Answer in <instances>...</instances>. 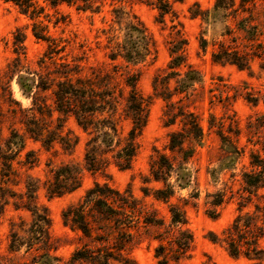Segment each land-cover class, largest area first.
I'll list each match as a JSON object with an SVG mask.
<instances>
[{
	"label": "rangeland",
	"instance_id": "rangeland-1",
	"mask_svg": "<svg viewBox=\"0 0 264 264\" xmlns=\"http://www.w3.org/2000/svg\"><path fill=\"white\" fill-rule=\"evenodd\" d=\"M146 1L107 0L102 13L92 14L65 5L57 11L41 0L46 11L39 20H32L15 4L0 0V146H5L14 131L21 135L26 133L22 109H32L34 100L46 105V115L52 112L55 108L53 85L64 80L62 77L66 74L74 80L104 81L116 96L123 98L129 93L126 78L139 74L138 91L151 99L148 124L137 140V156L128 170H120L112 164L102 172H90L85 164L88 136L74 117L61 116L60 122L58 113H54L53 118L45 117L52 129L62 125L64 135L72 144L76 139L78 143L70 149L57 142L46 149L42 143L27 137L25 150L14 162L19 173L14 190L23 195L27 177L37 181V203L41 209H47L52 222L49 247L40 244L32 250L24 246L20 251H10L12 231L25 238L33 223L31 213L16 210L10 204L0 219V264H30L34 257L46 252L63 264L76 249L91 243V239L66 226L63 214L81 205L87 192L97 184H107L136 201H129L131 219L122 222L132 226L128 230L131 237L123 244L125 254L136 264H159L156 251L161 247L170 264H264V255L261 260L231 257L223 242L239 213L243 175L251 171V156L264 158V0L245 3L221 0L219 9L218 0H185L183 3L171 0L174 13L165 20L151 5L154 0H149V4ZM114 9L128 15L117 17ZM197 11L205 15L194 17L192 13ZM133 16L145 26L156 50L139 65H130L121 57L114 58L117 45L127 33L125 22ZM35 23L48 26L51 44L34 37ZM184 40L187 43L185 59L200 73L201 81L181 96L182 104L198 117L204 141L186 165L188 173L185 174H189V178L182 183L188 184L179 187L174 174L168 181L175 190L170 203L185 209L193 235L188 253L182 255L176 245L181 234L171 225L168 204L154 198V192L165 186L151 179L150 165L158 155L155 151L176 162L168 148L169 135L181 130V126L164 125L165 103L154 95L153 80L168 69L172 41ZM41 77L50 89L34 90L32 97H27ZM174 86L175 80L171 82V87ZM123 107L124 102L116 116L120 118L121 139L132 127ZM219 129L229 143L224 144L218 135ZM118 150L120 147L116 146L115 151ZM108 157L111 158L112 153ZM67 165L81 170L80 188L49 198L48 187L55 170ZM261 193L264 194V190ZM220 197L223 203L216 208L213 203ZM252 210L253 207L248 206L244 212ZM209 211L217 216L212 218ZM148 219L163 224H149ZM107 225L93 223L95 235L102 233L104 226L108 230L117 228L115 223L112 228ZM261 247L264 249V239Z\"/></svg>",
	"mask_w": 264,
	"mask_h": 264
},
{
	"label": "trees",
	"instance_id": "trees-1",
	"mask_svg": "<svg viewBox=\"0 0 264 264\" xmlns=\"http://www.w3.org/2000/svg\"><path fill=\"white\" fill-rule=\"evenodd\" d=\"M4 1L18 6L22 13L26 16L29 15L32 20H39L46 11V6L42 5L41 0ZM106 1L43 0V3L57 11L60 6L65 5L74 7L79 12L100 14L106 5ZM184 1L175 0L179 3ZM241 1L245 3L250 0ZM149 2V0L146 1L147 4ZM217 3V9H219L221 0H218ZM151 5L158 10L163 20L167 15L174 13L171 0H154ZM199 12L192 14L194 17L205 15V13ZM113 13L117 17L128 15L119 9H114ZM124 29L127 30V33L125 37L123 36L121 43L117 45L114 58L121 57L130 65H139L154 55L156 52L154 40L140 20L135 16L127 19ZM33 33L38 40L49 44L53 42L48 34V26L35 23ZM171 44V61L168 69L165 74L157 75L154 78L153 90L154 95L165 103L163 110L164 125L166 127L181 126V130L169 135L168 148L174 155L176 162L155 151L158 155L153 157L150 171L151 179L154 182L163 183L165 186L154 192V198L168 204L171 225L178 228L181 234L176 245L179 252L185 255L191 247L193 235L188 228L185 209L170 203L175 195V190L173 186L168 184V181L174 174L179 182V187L188 184L187 182L182 183L184 180L188 181L189 178V174H185L188 173L186 165L193 158L197 147L203 145L204 132L200 121L194 113L185 109L182 104L183 97H181L187 94L195 83L201 81V75L190 67L185 59L186 40L182 42L172 41ZM184 68L186 71L182 70ZM42 78L39 83L36 82L35 86L31 88L30 94L26 95L27 97H32L34 90L47 91L50 89L48 83ZM62 78L65 79L59 80L53 85L55 108L52 112L48 111V115H46V105H40L38 99L34 100L32 109H22L26 133L21 135L14 131L5 142V146H0V219L10 204H13L16 210H25L31 213L33 217L32 228L29 229L25 238L12 231L9 249L13 253L20 251L24 246L28 250H32L40 244L42 247H49L50 242L52 222L47 209H41L37 203V181L32 177H27L26 192L23 195L14 190L16 178L19 176L14 168V162L15 158L25 150L27 137L42 143L46 149L51 148L57 142L70 149L78 143V139H76L77 142L72 144V140L64 135L62 125H59L57 129H52L46 122V116L53 118L54 113H58L60 115L57 118L58 122L62 120L61 116L74 117L78 126L88 136L85 164L88 170L93 173L102 172L112 164L120 170L130 169L137 156V140L148 124L151 99L143 97L138 91L139 74L126 78L125 83L129 88V93L125 98L116 96L109 85L103 84L104 81H95L91 78L74 80L69 74ZM173 80H175V86L172 88L171 82ZM176 97H181V99L175 100ZM123 102V113L131 122L132 127L127 136L121 139L120 118L116 116ZM219 130L218 135L224 144L229 143L228 137L223 134V130ZM116 146H119L120 150L115 151ZM110 153H112L111 158L108 157ZM29 154L27 155L29 156ZM250 164L251 171L243 175V196L239 213L226 231L223 242L233 258L245 257L249 260H261L264 255V249L261 247V241L264 239V194L261 193L264 190V158L260 155H252ZM53 176V181L48 187L49 198L61 197L81 186L82 172L74 165H67L55 170ZM130 200L136 202L131 195L126 198L123 193L107 184L104 186L97 184L94 189L87 192L81 205L65 211L63 218L66 226L73 231L80 232L84 238L91 239L92 242L76 249L70 259L63 264H136L133 259L125 254L126 250L123 244L131 237L128 235V230L132 226L128 223H122L130 218L128 215L130 213L128 208H132ZM92 203L94 207L91 205ZM222 203L223 199L220 197L213 203V206L218 208ZM248 206H252L253 210L244 212ZM209 212L212 218L217 216L214 215L213 211ZM95 222L108 224L107 226L110 228H112V223H115L117 228L108 230L104 226L102 233L95 235L93 228ZM147 223L163 224L153 219H148ZM156 252L159 264H170L169 260L165 258L162 247L158 248ZM33 260L30 264L61 263L59 258L53 257L49 252L37 255Z\"/></svg>",
	"mask_w": 264,
	"mask_h": 264
}]
</instances>
